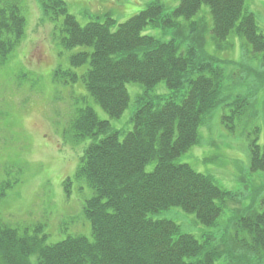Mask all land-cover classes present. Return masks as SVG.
Returning <instances> with one entry per match:
<instances>
[{"label":"trees","instance_id":"trees-1","mask_svg":"<svg viewBox=\"0 0 264 264\" xmlns=\"http://www.w3.org/2000/svg\"><path fill=\"white\" fill-rule=\"evenodd\" d=\"M18 1L0 0L2 61L25 35L26 18ZM41 3L46 12L63 14L66 48H88L74 54L71 64L88 66L82 74L84 83L111 117L119 118L129 106V82H140L148 90L165 82L171 94L142 98L132 118L133 130L123 138L93 108L82 110L73 123L77 136L106 134L86 149L75 173L94 192L84 208L92 239L75 235L45 244V238L22 234L0 220V264H34L33 255L36 264H250L252 255L264 251V210L255 208V199L235 222V233L226 229L221 236L206 235L202 240L183 233L173 220L151 217L181 207L195 213L202 224L214 226L230 196L212 176L173 162L200 143V127L224 102L221 85L226 73L218 60L204 54L201 44L199 49L182 50L178 37L161 40L143 34L163 18L164 6L158 1L125 22L105 14L85 26L68 12L64 0ZM204 4L210 7L217 40L234 33L264 58V33L246 0H179L163 22L174 25L176 18L190 19ZM68 72L74 82L79 78ZM259 76L255 74L256 83L263 86ZM247 103L242 95L231 103L232 114L224 116L229 128L249 108ZM152 162L155 169L147 172ZM251 169L264 171V145L257 141L251 144Z\"/></svg>","mask_w":264,"mask_h":264},{"label":"rangeland","instance_id":"rangeland-1","mask_svg":"<svg viewBox=\"0 0 264 264\" xmlns=\"http://www.w3.org/2000/svg\"><path fill=\"white\" fill-rule=\"evenodd\" d=\"M5 1L8 0L1 3ZM64 1L68 12L82 26L105 14L122 23L149 3L161 2L163 18L148 25L143 34L161 40L178 37L182 50L199 49L197 44H201L204 54L215 57L225 70L221 85L224 102L200 127V143L173 160L212 176L230 193L223 212L214 226L202 224L195 213L181 207H171L151 217L173 220L183 233L202 240L206 235L221 236L226 229L235 233V222L254 199L255 208L263 211L264 171L251 169L252 142L264 145V84L258 86L255 80L256 73L264 79L263 54L234 33L223 41L217 40L210 7L205 4L192 18L179 17L169 25L163 20L178 7L179 0ZM18 2L26 18L25 35L6 60L0 59V220L22 234L45 238V244L75 235L92 239L84 208L94 192L75 173L86 149L106 134L80 138L73 129L74 121L82 110L91 107L101 120L110 121L112 130L120 131L123 138L133 130L132 118L142 98L167 97L171 90L165 82L150 90L140 82H129V106L119 118L111 117L84 83L82 74L88 66L71 64L74 54L88 48L64 46L67 33L63 30V14L46 12L41 0ZM246 8L255 13L264 33V0H246ZM57 70H61L58 75ZM69 70L78 74L75 82L67 74ZM240 95L247 96L249 108L231 124L228 122L229 128L224 116L232 114L231 103ZM155 166V162L148 164L146 171L152 172ZM242 238L249 240L245 235ZM31 259L37 263V255ZM250 264H264V251L252 255Z\"/></svg>","mask_w":264,"mask_h":264}]
</instances>
